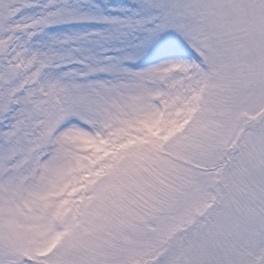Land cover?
I'll list each match as a JSON object with an SVG mask.
<instances>
[{
	"label": "snow or ice",
	"instance_id": "snow-or-ice-1",
	"mask_svg": "<svg viewBox=\"0 0 264 264\" xmlns=\"http://www.w3.org/2000/svg\"><path fill=\"white\" fill-rule=\"evenodd\" d=\"M0 264H264V0H0Z\"/></svg>",
	"mask_w": 264,
	"mask_h": 264
}]
</instances>
